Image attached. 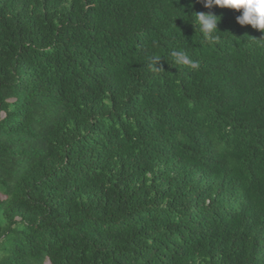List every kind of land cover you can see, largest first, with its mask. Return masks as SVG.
Wrapping results in <instances>:
<instances>
[{
  "label": "trees",
  "instance_id": "1",
  "mask_svg": "<svg viewBox=\"0 0 264 264\" xmlns=\"http://www.w3.org/2000/svg\"><path fill=\"white\" fill-rule=\"evenodd\" d=\"M240 14L0 0V264H264V32Z\"/></svg>",
  "mask_w": 264,
  "mask_h": 264
},
{
  "label": "clouds",
  "instance_id": "2",
  "mask_svg": "<svg viewBox=\"0 0 264 264\" xmlns=\"http://www.w3.org/2000/svg\"><path fill=\"white\" fill-rule=\"evenodd\" d=\"M205 8L218 6L220 8L233 9L241 12L236 17V22L241 25H251L252 28L264 32V0H202ZM195 16L191 22L193 26H197L203 38L212 42L216 39L215 33L218 31V23L221 17L212 13L194 12ZM176 64L191 65L196 67V63L183 51L172 52ZM160 56L152 58V63L156 65L161 61ZM157 70H159L156 67Z\"/></svg>",
  "mask_w": 264,
  "mask_h": 264
}]
</instances>
